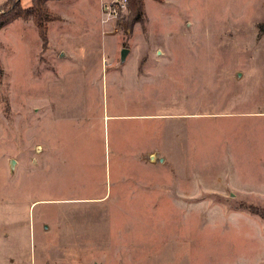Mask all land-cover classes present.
I'll use <instances>...</instances> for the list:
<instances>
[{
	"label": "rangeland",
	"instance_id": "rangeland-1",
	"mask_svg": "<svg viewBox=\"0 0 264 264\" xmlns=\"http://www.w3.org/2000/svg\"><path fill=\"white\" fill-rule=\"evenodd\" d=\"M109 1L0 29V264H264V0Z\"/></svg>",
	"mask_w": 264,
	"mask_h": 264
},
{
	"label": "trees",
	"instance_id": "trees-1",
	"mask_svg": "<svg viewBox=\"0 0 264 264\" xmlns=\"http://www.w3.org/2000/svg\"><path fill=\"white\" fill-rule=\"evenodd\" d=\"M49 1L52 0H33L31 6L23 7L21 0H8L0 5V29L15 18H30L37 26L41 38L47 41L49 22L57 18V15L53 14L48 8ZM128 5L133 19H143L145 12L144 0H129ZM259 29L260 32L264 31V23L259 25Z\"/></svg>",
	"mask_w": 264,
	"mask_h": 264
},
{
	"label": "built area",
	"instance_id": "built-area-1",
	"mask_svg": "<svg viewBox=\"0 0 264 264\" xmlns=\"http://www.w3.org/2000/svg\"><path fill=\"white\" fill-rule=\"evenodd\" d=\"M129 0H110L102 4V21L116 18L129 9ZM105 15V16H104Z\"/></svg>",
	"mask_w": 264,
	"mask_h": 264
},
{
	"label": "crops",
	"instance_id": "crops-1",
	"mask_svg": "<svg viewBox=\"0 0 264 264\" xmlns=\"http://www.w3.org/2000/svg\"><path fill=\"white\" fill-rule=\"evenodd\" d=\"M7 1H8V0H6V1H5V0H0V5L4 4V3L7 2ZM32 1H33V0H21V4H22L23 7H28V6H31V5H32ZM52 1H54V0H52ZM52 1H49V2H48V8H50V4H51ZM2 2H3V3H2ZM13 22H16V20H15V19L12 20L11 23H10V26H11L12 24H15V23H13ZM10 26H9V27H10ZM4 29H6V28H4Z\"/></svg>",
	"mask_w": 264,
	"mask_h": 264
},
{
	"label": "water",
	"instance_id": "water-1",
	"mask_svg": "<svg viewBox=\"0 0 264 264\" xmlns=\"http://www.w3.org/2000/svg\"><path fill=\"white\" fill-rule=\"evenodd\" d=\"M127 49L126 48H123V50L121 51L122 52V55L125 56L127 54Z\"/></svg>",
	"mask_w": 264,
	"mask_h": 264
}]
</instances>
